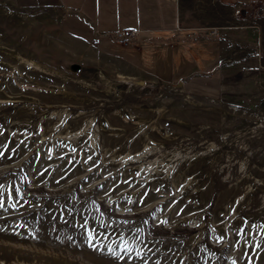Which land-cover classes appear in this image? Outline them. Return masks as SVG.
Returning <instances> with one entry per match:
<instances>
[{"label": "rangeland", "instance_id": "374dc122", "mask_svg": "<svg viewBox=\"0 0 264 264\" xmlns=\"http://www.w3.org/2000/svg\"><path fill=\"white\" fill-rule=\"evenodd\" d=\"M74 4L0 0V264H264V97L139 74Z\"/></svg>", "mask_w": 264, "mask_h": 264}, {"label": "crops", "instance_id": "0c3cea01", "mask_svg": "<svg viewBox=\"0 0 264 264\" xmlns=\"http://www.w3.org/2000/svg\"><path fill=\"white\" fill-rule=\"evenodd\" d=\"M253 1L74 0L72 14L98 38L138 30L119 59L152 80L204 97H264V15Z\"/></svg>", "mask_w": 264, "mask_h": 264}, {"label": "built area", "instance_id": "2783aa9c", "mask_svg": "<svg viewBox=\"0 0 264 264\" xmlns=\"http://www.w3.org/2000/svg\"><path fill=\"white\" fill-rule=\"evenodd\" d=\"M211 34H217V28L213 27L210 30ZM116 40L122 44L129 45L137 43L138 40V30L136 29H123L116 31L114 34Z\"/></svg>", "mask_w": 264, "mask_h": 264}, {"label": "trees", "instance_id": "16d2710c", "mask_svg": "<svg viewBox=\"0 0 264 264\" xmlns=\"http://www.w3.org/2000/svg\"><path fill=\"white\" fill-rule=\"evenodd\" d=\"M253 13L255 16L264 15V0L253 1Z\"/></svg>", "mask_w": 264, "mask_h": 264}, {"label": "snow or ice", "instance_id": "6c2138e0", "mask_svg": "<svg viewBox=\"0 0 264 264\" xmlns=\"http://www.w3.org/2000/svg\"><path fill=\"white\" fill-rule=\"evenodd\" d=\"M13 206H15V205H13ZM0 207H2V204H0ZM89 236H90V246L95 248L96 246L91 244V239L94 238V237H92V233L91 232L89 233ZM124 250L130 252L132 249L130 247H127V244H125V249ZM107 252L109 254H111V255L116 256L118 259H123V257L120 256V254L118 252H115L114 249L111 246H108Z\"/></svg>", "mask_w": 264, "mask_h": 264}, {"label": "water", "instance_id": "95a60500", "mask_svg": "<svg viewBox=\"0 0 264 264\" xmlns=\"http://www.w3.org/2000/svg\"><path fill=\"white\" fill-rule=\"evenodd\" d=\"M81 68V64L80 63H76V62H73V63H70L68 65V69L73 71V72H78Z\"/></svg>", "mask_w": 264, "mask_h": 264}]
</instances>
